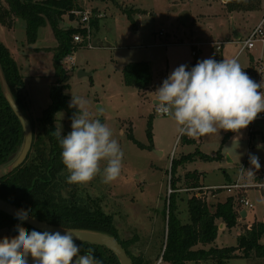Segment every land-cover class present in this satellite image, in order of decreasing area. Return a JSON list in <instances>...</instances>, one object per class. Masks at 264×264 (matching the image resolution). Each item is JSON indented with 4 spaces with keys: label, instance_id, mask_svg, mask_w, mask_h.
Segmentation results:
<instances>
[{
    "label": "rangeland",
    "instance_id": "rangeland-1",
    "mask_svg": "<svg viewBox=\"0 0 264 264\" xmlns=\"http://www.w3.org/2000/svg\"><path fill=\"white\" fill-rule=\"evenodd\" d=\"M73 2L76 5L74 10H92V47L86 42H76L74 35L80 32L73 34L68 43L71 50L75 49L71 53L75 54V60L74 64L65 63L63 59L69 54L63 57L61 65L68 75L63 81L57 77L54 60V50L59 41L56 38V42H53L48 26L39 29L36 43L28 42L26 23L22 19H17L15 29L3 32L24 79L23 92L30 105L23 112L34 123L38 133L43 129L39 120L53 103L52 86L61 90L68 104L72 94L88 102L91 117L106 123L113 130V138L124 153L121 174L108 184L102 182V173L87 184H68L63 190L64 196L70 197L75 192L80 202L88 199L96 201L106 214L112 216L119 238L135 241L131 251L136 257L150 264H157L159 260V264H172L170 260L163 259L167 244L165 209L166 203L168 208L170 193L176 196L181 221L190 222L187 202L201 187L229 183L225 173L236 179L239 167L249 161V154L264 160V122H258L252 134L250 125L235 133L224 146V130L197 138L182 136L173 119L155 113V91L180 65L214 59L217 51L215 42L225 43L222 52L224 58H233L241 48L234 43L237 40L235 36L240 33L241 39H245L250 29L260 22L264 17V0L258 10L232 14L225 9L224 0ZM0 3H4V0H0ZM126 8L133 9L132 19L125 13ZM71 15L67 13L63 16L59 30L83 25L81 16L75 13ZM190 38L200 43L199 52L196 49L197 59L193 55ZM250 57L253 60L250 61ZM238 61L246 73L251 71L254 64L257 66L261 62L264 68L260 46L247 50ZM131 62L150 65L152 84L147 89L140 90L125 83L123 68ZM82 72L86 75H80ZM76 111V108H61L56 112L55 127H61L62 134L71 131L72 117ZM131 133L138 143L130 138ZM105 164L101 162L102 169ZM5 168H0V175L5 174ZM61 175L67 182L69 173L66 169ZM193 183L199 186L195 187ZM259 193H248L254 208L248 209L247 218L239 217L235 226L227 228L224 224L221 228H225L221 230L223 223L217 220L219 236L212 246L223 248L236 245L238 236L246 233L251 224L264 221V200ZM216 195L207 202L211 210L218 202H225L230 197L224 189L217 190ZM27 230L30 232L33 229ZM17 235L18 231L14 228L0 229V240ZM209 247L203 244L195 246ZM238 252L241 256L232 257L222 264H264V258H247L241 250ZM29 264H35L30 257ZM186 264L218 263L213 259Z\"/></svg>",
    "mask_w": 264,
    "mask_h": 264
},
{
    "label": "trees",
    "instance_id": "trees-1",
    "mask_svg": "<svg viewBox=\"0 0 264 264\" xmlns=\"http://www.w3.org/2000/svg\"><path fill=\"white\" fill-rule=\"evenodd\" d=\"M224 1L229 13L255 11L262 6V0ZM75 7L73 0H4L0 6V22L9 29L14 26L16 19L24 20L29 43H36L39 29L49 25L59 41L58 47L54 50V60L57 77L59 81H63L68 75L61 61L73 50L68 42L73 34L84 33L82 28L59 30L63 16L68 13L72 17ZM125 13L132 19L133 9L126 8ZM0 64L12 95L23 111L30 105L23 92L24 79L10 49L2 41H0ZM187 70H190L189 66ZM123 77L126 84L144 90L152 84V69L146 62H131L123 68ZM51 97L52 105L44 111V116L39 120L43 127L42 131L37 133L34 123H31L34 140L28 158L11 173L0 175V198L54 225L115 236L134 264H150L132 253L131 247L135 244L134 240L119 238L112 216L106 214L96 201L88 199L86 202H80L75 192L71 193L70 197L64 196L63 190L69 183L61 175L66 168L62 163V149L52 132L56 129V112L61 108L70 110V107L67 97L54 86L51 87ZM234 134L231 131L225 132L222 146ZM130 138L138 143L132 133ZM24 139L23 126L6 99L0 84V168L7 167L16 159L22 150ZM220 155H222L221 150L218 152V156ZM174 169L175 161L172 165V173ZM193 186L196 187L199 184L193 183ZM187 203L190 222L183 223L178 215L176 196L170 193L168 208L166 203L165 209L167 244L163 255L164 260L168 259L172 264H186L191 261L215 259L218 264H222L232 257L241 256L239 250L247 258L251 256L264 258V242L262 241L264 221H255L251 224L250 228L246 229V233L238 236L236 245L223 248L212 246L219 236L218 219L227 228L238 223L240 215L237 213L232 196L225 202H218L212 210L206 201L195 194ZM18 224L26 229H33L0 211V229L6 227L16 229ZM75 243L80 247L79 254L85 255L91 248L94 250V257L102 260L103 264H121L118 257L104 246ZM199 244L210 245V247L195 248Z\"/></svg>",
    "mask_w": 264,
    "mask_h": 264
},
{
    "label": "clouds",
    "instance_id": "clouds-1",
    "mask_svg": "<svg viewBox=\"0 0 264 264\" xmlns=\"http://www.w3.org/2000/svg\"><path fill=\"white\" fill-rule=\"evenodd\" d=\"M187 69V65L175 68L155 91L156 112L173 119L180 135L197 138L220 130L239 133L264 112V81L251 79L238 59L217 62L208 58ZM87 103L72 94L69 107L77 111L71 131L64 135L60 127L52 135L62 149V163L69 173L67 183L87 184L102 173V182L108 184L119 178L124 153L113 138V130L91 117ZM102 161L106 162L103 169ZM249 162L260 168L257 156L249 154ZM17 216L22 222L30 218L26 210ZM16 229L17 236L0 240V264H29V257L35 264H103L91 248L78 255L80 247L75 240L79 238L70 230L63 234L45 229L29 232L21 224Z\"/></svg>",
    "mask_w": 264,
    "mask_h": 264
},
{
    "label": "built area",
    "instance_id": "built-area-1",
    "mask_svg": "<svg viewBox=\"0 0 264 264\" xmlns=\"http://www.w3.org/2000/svg\"><path fill=\"white\" fill-rule=\"evenodd\" d=\"M77 14L81 16V22L83 23L80 28L84 30L83 32L77 33L74 35V38L77 43H83L86 42L89 47H92L91 45V15L92 10H85L79 11V10H73L72 14ZM162 35V33H160ZM238 42V41H237ZM239 43L241 44V48L238 54L244 53L247 50L254 49L258 46L261 47L262 50V57H264V17L260 20V23L251 30V32L246 36L245 39L240 40ZM225 43L216 42L215 47L217 49L216 54L220 53L224 47ZM75 49L71 51V53L74 52ZM70 53V54H71ZM64 58L62 61L65 63L74 64V55L71 54ZM193 55H197V51H193ZM247 75L254 79L255 82L261 83L264 78V68L262 67V62L259 63L257 66L254 64L251 71L247 72ZM264 91V89H261ZM155 113L156 112V105H155ZM158 114V113H157ZM159 115V114H158ZM162 116V115H160ZM258 122H264V112L260 113L258 115V118L251 123L250 125V133L255 132V126ZM260 168L257 170L253 168V166L250 164L249 161L245 162L241 165L239 168L238 177L236 179L231 180L229 183L222 185V186H215L212 185L211 187H201L195 195H197L199 198L206 202H210V198L216 197V191L217 190H227L230 197H233L235 208L237 210V213L242 218H247L249 213L248 209L254 208V203L249 197L250 191H256L260 192L262 199L264 200V160L259 158ZM262 167V168H261ZM248 170H251L253 172L249 173ZM255 171V172H254ZM242 211H246L247 215L246 217L242 216ZM224 225V224H222ZM250 228V227H248ZM222 230V228H220ZM161 260L157 264L160 263Z\"/></svg>",
    "mask_w": 264,
    "mask_h": 264
},
{
    "label": "water",
    "instance_id": "water-1",
    "mask_svg": "<svg viewBox=\"0 0 264 264\" xmlns=\"http://www.w3.org/2000/svg\"><path fill=\"white\" fill-rule=\"evenodd\" d=\"M80 75H86V73L82 72ZM0 84L6 99L8 100L11 108L13 109L14 113L19 118L23 126L24 136H25L24 144L19 155L16 157V159L13 162H11L5 168V174H9L18 167H20L28 158L29 153L33 146L34 132L28 116L22 111V109L19 107V105L17 104V102L15 101L12 95V92L5 78L1 64H0ZM229 160L231 161V158H229ZM21 210L23 209L15 206L14 204H12L7 200L0 198V211L21 221L20 219H18L17 216V214L21 212ZM241 213L243 217H246L247 215L246 211H242ZM28 215L30 218L26 221L23 222L21 221V222L30 226L33 229H45L48 230L50 233H55L59 231L61 232V234H63L65 230H70L74 232L75 235L79 238L75 240V242L104 246L110 249L118 257L121 264H134L132 258L129 256L126 249L123 247V245L119 242V240L115 236L97 231L69 229L40 220L39 218L32 216L29 213Z\"/></svg>",
    "mask_w": 264,
    "mask_h": 264
},
{
    "label": "crops",
    "instance_id": "crops-1",
    "mask_svg": "<svg viewBox=\"0 0 264 264\" xmlns=\"http://www.w3.org/2000/svg\"><path fill=\"white\" fill-rule=\"evenodd\" d=\"M225 3V1L223 2V4ZM3 4V3H2ZM1 3H0V6L2 5ZM224 6H225V4H224ZM225 9H226V7H225ZM249 12H253V11H249ZM233 13H235V12H233ZM232 14V13H231ZM22 21V20H21ZM17 22V23H16ZM19 23H21V22H19ZM26 23V22H25ZM260 22H258V24H259ZM18 25V20L16 19L15 20V24H14V26L12 27V28H9V30H11V29H15L16 27H17V25ZM258 24H256V25H254L251 29H250V31L253 29V28H255ZM48 26V28H49V30H50V33H49V35H51L52 36V39H53V42L55 43L56 42V36H55V33H54V31L52 30V28L49 26V25H47ZM46 27V26H45ZM42 29V28H41ZM5 30H8V28H6L5 26H3V24L0 22V41H2L3 42V44L5 45V46H7L9 49H10V46H9V43L7 42V40L5 39V36H4V34H3V32L5 31ZM40 32V31H39ZM235 38L237 39V40H235L234 41V43L235 44H237V45H239L240 47H241V44L239 43V41L240 40H243V39H241V34L240 33H238L236 36H235ZM189 41H190V43L192 44V47H193V49L194 50H198V45L200 44V43H197V42H195L194 41V39L193 38H190L189 39ZM238 41V42H237ZM216 43V42H215ZM56 46V45H55ZM224 47H225V45H224ZM224 47H223V49H224ZM223 49H222V51L220 52V53H218V54H216V52H215V54H214V59L217 61V62H220V61H222L223 59H226V58H224L223 57V55H222V52H223ZM196 50V51H197ZM12 51V50H11ZM239 51H240V49L238 50V52L235 54V56L233 57V58H236V59H238L242 54H244V53H246V52H244V53H241V54H238L239 53ZM198 52H199V50H198ZM197 57H198V55H196L195 56V59H197ZM251 60H253V57H250V61ZM197 64V62H196V60L194 61V63H190V65H188L189 66V68H190V70H191V68L192 67H194L195 65ZM28 98V97H27ZM29 101V100H28ZM155 101V100H154ZM156 105V104H155ZM224 135H225V131H224ZM233 137L231 136V138L230 139H232ZM229 139V140H230ZM229 142V141H228ZM227 142V143H228ZM223 143V142H222ZM226 143V144H227ZM225 145V144H224ZM223 145V146H224ZM227 157H229L228 155H227ZM229 158H231V157H229ZM233 160H232V158H231V161L230 162H232ZM241 167V166H240ZM239 167V168H240ZM239 170V169H238ZM199 174H201V173H199ZM225 176H227V179H229V181H231L233 178H232V176L230 175V177H229V175L228 174H226L225 173ZM222 227V224L220 225V228ZM225 228V227H224ZM224 228L222 229V230H224Z\"/></svg>",
    "mask_w": 264,
    "mask_h": 264
}]
</instances>
